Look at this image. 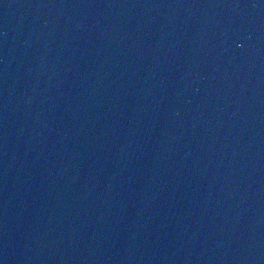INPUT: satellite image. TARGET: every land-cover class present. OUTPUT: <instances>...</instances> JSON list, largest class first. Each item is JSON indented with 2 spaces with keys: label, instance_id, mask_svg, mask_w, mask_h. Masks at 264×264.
<instances>
[{
  "label": "water",
  "instance_id": "obj_1",
  "mask_svg": "<svg viewBox=\"0 0 264 264\" xmlns=\"http://www.w3.org/2000/svg\"><path fill=\"white\" fill-rule=\"evenodd\" d=\"M0 264H264V0H0Z\"/></svg>",
  "mask_w": 264,
  "mask_h": 264
}]
</instances>
